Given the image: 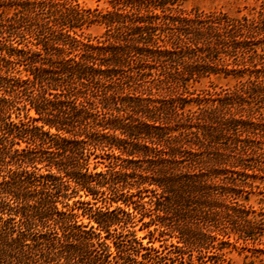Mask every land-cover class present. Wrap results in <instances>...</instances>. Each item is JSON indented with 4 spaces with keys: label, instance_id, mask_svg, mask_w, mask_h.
<instances>
[{
    "label": "trees",
    "instance_id": "1",
    "mask_svg": "<svg viewBox=\"0 0 264 264\" xmlns=\"http://www.w3.org/2000/svg\"><path fill=\"white\" fill-rule=\"evenodd\" d=\"M179 1L110 0L102 12L0 0V264H177L222 234L219 217L247 230L237 196L264 135L259 26ZM95 22L105 28L92 40L81 28ZM211 72L246 77L191 96ZM74 194L103 205L77 200L76 212ZM136 214L153 225L148 242L174 239L171 262L138 240Z\"/></svg>",
    "mask_w": 264,
    "mask_h": 264
},
{
    "label": "rangeland",
    "instance_id": "2",
    "mask_svg": "<svg viewBox=\"0 0 264 264\" xmlns=\"http://www.w3.org/2000/svg\"><path fill=\"white\" fill-rule=\"evenodd\" d=\"M83 8L96 9L102 12L110 9V0H75ZM180 6L186 12L192 13L194 10L203 12H225L230 16H245L254 23L258 24L259 31L256 34L253 42L256 47L257 53L264 54V0H180ZM104 25L99 23H90L82 25V34L94 40L95 38H101L104 32ZM228 63L230 60L225 58ZM219 63V61L217 62ZM227 67H230L228 63ZM246 75L242 78H237L233 74L225 75L223 72H211L207 75L200 77L195 81H190L188 85V91L191 96L195 94H201L202 92H223L225 89L234 90L240 85L239 80L245 79ZM254 105H258L260 111L264 113V92L261 98L255 97L252 100ZM187 107L195 108V104H189ZM264 132V131H263ZM264 134V133H263ZM24 143H21V146ZM256 147H258L253 155H251L246 163L248 167L245 170V175L240 176V184L238 187L240 194L237 196L240 203H243L244 210L247 211L245 217L251 220V224L247 226L245 232L236 230V228L243 227L244 223L239 215H232L229 219L217 218L216 228H224L222 234H217L211 245H207L200 252L196 250H185L181 255L182 258L174 260L177 264H264V135L257 138L255 141ZM17 146V145H15ZM96 159L91 158L89 169H92L94 161ZM97 160L104 161L101 158ZM103 168L102 163H97L95 170ZM81 193V191H79ZM97 197L96 199L90 196H78L74 194L73 197L68 199L69 206L74 207V211L79 212L77 200L86 201L89 200L91 204L103 205V203ZM144 207L150 208L148 197L144 196L139 200ZM121 204V202H118ZM118 203H112L110 206L108 203L104 205L113 207ZM60 207L61 204L59 203ZM141 205H137L138 209H143ZM83 223L87 221L84 216H79ZM242 217V216H241ZM134 224L135 234L142 245L147 247H155L157 250H163L165 253L160 254L159 259L161 262L169 263L171 259H168L171 255V251L174 247L171 245L169 237L162 239L158 237L157 233H153L151 237L154 239L152 242H148V230H151L153 225L145 226L141 221H147L148 216H143L142 220L139 219V214L132 215L131 219ZM215 224V223H214ZM213 228H215L213 226ZM160 238V239H159ZM141 252L145 251L141 248ZM151 253L154 251L149 250ZM142 264V263H139Z\"/></svg>",
    "mask_w": 264,
    "mask_h": 264
}]
</instances>
